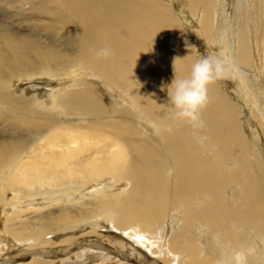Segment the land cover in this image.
<instances>
[{
    "label": "bare ground",
    "instance_id": "1",
    "mask_svg": "<svg viewBox=\"0 0 264 264\" xmlns=\"http://www.w3.org/2000/svg\"><path fill=\"white\" fill-rule=\"evenodd\" d=\"M165 1L0 0V253H30L0 264H264V0H243L248 95L214 81L198 125L164 105L174 64L183 78L200 59ZM189 1L214 47L213 4Z\"/></svg>",
    "mask_w": 264,
    "mask_h": 264
},
{
    "label": "rangeland",
    "instance_id": "2",
    "mask_svg": "<svg viewBox=\"0 0 264 264\" xmlns=\"http://www.w3.org/2000/svg\"><path fill=\"white\" fill-rule=\"evenodd\" d=\"M165 1V0H164ZM259 1V3H260V1L261 0H258ZM166 3H169L170 5H171V7H172V10L174 11V13L175 14H177V18L179 19V21H180V24L179 25H181V24H183V25H181L180 26V29L181 30H184V32H185V35L188 37V39L190 40V41H192V43H193V48L194 49H196L195 50V53L197 54V56L199 57V58H201L202 56H204V55H209V56H216V55H220L221 53H224V54H226V55H228L230 58H231V60L234 62V64L236 65V67H237V69L239 68L238 67V61H239V59L237 58L238 56H237V49H238V37L241 35H243V34H245V35H247L248 34V30H247V23H246V21L247 22H249L250 21V19H249V17H248V15H247V13H246V10H245V6H244V2H243V0H206V3L207 4H213V12H214V23H215V20L217 21L218 20V17H220V21H221V30H220V35H219V33L218 34H216L215 33V30H217L216 29V27L217 26H215L214 28H213V31H212V33H208L209 35H211V37H215V38H217L218 39V37H219V40L217 41L216 40V43H215V46L214 47H211L209 44H208V42L206 41V37L204 38V35H203V31H201V23H199V16H200V13H201V10L202 9H199L197 12H193V11H195L194 9H195V7L194 6H192V4H190V1L189 0H169V2H167V0L165 1ZM171 2V3H170ZM59 4V3H58ZM255 4H256V2H255ZM254 4V6H255V8H254V10H255V12H256V5ZM59 6L61 7L62 6V4H59ZM175 6V7H174ZM193 11H192V10ZM217 10H219V13H218V11ZM178 11L180 12V13H178ZM177 12V13H176ZM4 12H0V15H2ZM191 13V14H190ZM5 14V13H4ZM194 14H196L195 16H194ZM197 14H199V15H197ZM21 17H24V15H19V16H11L10 17V19H9V21H11V22H13L14 23V21L15 22H17L18 21V23H23L22 24V27H24V26H27V30H36V31H38V32H41V31H44V30H50V31H53V30H55V28L54 27H49V28H45V26L41 23V22H34V23H32L31 24V22L30 21H28V20H24V21H21V20H18V18H21ZM257 17V16H256ZM182 18V19H181ZM187 20H186V19ZM7 20V19H6ZM8 21V20H7ZM197 21H198V23H197ZM184 22V23H183ZM31 24V25H30ZM220 24V23H219ZM257 27H264V25H263V23H261V24H259V23H254ZM15 26H19V24H17V25H15ZM197 26V27H196ZM200 26V27H199ZM60 28H63L64 29V27L62 26V25H60ZM40 29V30H39ZM58 30V29H57ZM186 30H187V32H186ZM258 30V29H257ZM257 30H255V32H257V34L260 32V30L259 31H257ZM264 30V29H263ZM59 31H61V30H59ZM183 32V33H184ZM189 33H192V34H194V33H197L196 34V38L198 37L199 38V40L198 39H196V41H194V39L191 37V35L189 34ZM200 33V34H199ZM198 35V36H197ZM254 35H256V33H253V35H251L250 36V38L252 39L251 41H255V42H257V43H259L260 45H262V43H263V41H260V40H254ZM200 36V37H199ZM192 39H191V38ZM232 41H233V45H234V49H235V52L236 53H230V49L228 48V47H231V44L230 43H232ZM251 41L249 40V47H251L250 48V50H251V52H252V55H251V60L254 62V64H258V61L256 60V59H258L257 57L259 56V54H258V50H257V45H255V48L253 47V43H251ZM208 45H209V47H211L212 48V50L214 51L213 53L214 54H210V53H208ZM199 46V47H198ZM196 47V48H195ZM263 51H264V48H263V50H262V54H263ZM258 55V56H257ZM240 65V64H239ZM244 70H246V72L244 73V75L245 76H250V74H251V72L254 70V67L252 66V65H249V67H247V68H244ZM248 76H247V78H248ZM223 80L225 81V83H224V85L226 86V87H228L229 88V90L232 92V94L233 95H237V96H239V98H240V96H244V95H248L246 92H245V90L243 89V87H242V83L240 82V77H239V69L235 72V73H231V74H229V75H226V76H224L222 79H217L216 80V83L219 85V86H221V85H223ZM261 85H263L264 86V83L263 84H261ZM16 88L19 90V91H21L22 89H23V87H20L19 85H16ZM242 89V90H239V89ZM258 89V91L261 93V90L259 89V88H257ZM46 94V93H45ZM230 95V94H229ZM231 96L230 97V99L232 98V100H234V96ZM250 96L248 97V102H250ZM240 100H242L241 98H240ZM236 101V100H235ZM238 103V105L240 106V107H242V103L240 102V104H239V102H237ZM169 104H170V107L171 108H173V106L171 105V103L166 99L165 100V107H166V109L169 111ZM251 107L254 109V105L253 104H251ZM255 110H257V111H259L257 108L255 109ZM175 111V110H174ZM247 112V109L246 108H244V113H246ZM247 114V113H246ZM248 115H249V111H248ZM157 116L158 117H162V116H160L159 114H157ZM172 117L174 118V119H177V120H180V119H178V118H176L175 117V115H172ZM239 120H240V122H241V124H242V127H243V133H244V135L245 136H248V139L250 138L251 139V141L252 142H254L255 140H254V138H253V136L254 135H251V131H250V129H249V125L247 124V116H240L239 117ZM244 124V125H243ZM248 134V135H247ZM256 143V142H255ZM255 143L253 144V147L255 148L254 150H256L257 151V149H258V151H259V153H258V155L260 156H262V155H264V153H262L264 150H262L261 148H260V146H254L255 145ZM260 143V142H259ZM256 145H258V143H256ZM258 147V148H257ZM221 149V148H220ZM261 149V150H260ZM222 151H224V150H222ZM240 151L239 150H234L233 152H232V158H235L236 156H237V154L239 153ZM233 163V162H232ZM235 166H237L236 164H234V166H232L231 165V163L229 164V169L230 170H232L233 169V167H235ZM111 182V183H110ZM106 183H108V187H111V186H109V184L110 185H115V182L114 181H110L109 179L108 180H106ZM113 183V184H112ZM125 184V183H124ZM129 184H127V186L126 187H122V188H124V189H126L127 187H129L128 186ZM117 187H119V185L117 186ZM13 196H14V194H10L9 195V197H8V199H6V201L8 202V205H7V207L8 206H10V211H13V209L16 207V204H15V202H16V200L17 199H14L13 198ZM20 203H19V205H18V208L21 210V209H23L24 207H25V204L28 202V200L25 202V201H19ZM31 207V209L32 208H34L33 206H30ZM45 208V207H44ZM47 208H52V209H54V205H53V207L51 206V207H47ZM49 210V209H48ZM42 212H44V211H42ZM33 215V213L32 214H30L29 215V217L30 216H32ZM22 218V217H21ZM166 223H167V225H166V227H168V224H169V219H167V221H166ZM4 226H2L1 227V229L3 228ZM90 228V225H87V233H89L90 234V232H91V230L89 229ZM89 229V230H88ZM83 230V229H82ZM99 232L97 233V235H95V236H99L103 231H106V229H103V227H101V228H99ZM113 230H115L116 232H118L119 233V230H117V229H113ZM121 232V231H120ZM91 233H93V232H91ZM119 234H123V236H125V238H130L129 236H127L126 235V233H124V232H121V233H119ZM156 237V236H155ZM95 238V237H94ZM153 241H157L156 240V238L153 240ZM137 246H141V245H137ZM143 247V246H142ZM144 249H147L146 247H143ZM13 250V249H12ZM11 250V251H12ZM11 251L9 252V253H11ZM147 251H149V249H147ZM13 252V251H12ZM147 253V252H146ZM150 254V253H149ZM10 255V258L12 257V258H15V259H21V258H24V259H26L28 256H30V253H27V251L26 252H22V253H16V254H9ZM8 255V256H9ZM151 255V254H150ZM8 256L6 255V253L5 252H1L0 253V260H4V259H6V258H8ZM142 256V255H141ZM140 256V257H141ZM152 256V255H151ZM9 259V258H8ZM18 263H20V262H18Z\"/></svg>",
    "mask_w": 264,
    "mask_h": 264
},
{
    "label": "clouds",
    "instance_id": "3",
    "mask_svg": "<svg viewBox=\"0 0 264 264\" xmlns=\"http://www.w3.org/2000/svg\"><path fill=\"white\" fill-rule=\"evenodd\" d=\"M99 54L108 57L114 53L111 48L105 47ZM237 70L231 58L224 53L216 56H202L193 64L190 74L183 78L176 77L174 64V78L167 85V89L168 101L175 109V117L198 125L201 109L209 99V86L217 79L235 73Z\"/></svg>",
    "mask_w": 264,
    "mask_h": 264
}]
</instances>
